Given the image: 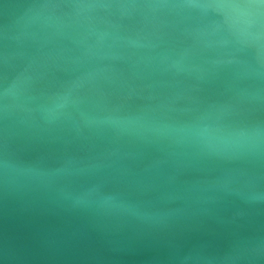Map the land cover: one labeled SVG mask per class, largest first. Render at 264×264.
<instances>
[{
	"label": "water",
	"instance_id": "95a60500",
	"mask_svg": "<svg viewBox=\"0 0 264 264\" xmlns=\"http://www.w3.org/2000/svg\"><path fill=\"white\" fill-rule=\"evenodd\" d=\"M0 264H264V0H0Z\"/></svg>",
	"mask_w": 264,
	"mask_h": 264
}]
</instances>
